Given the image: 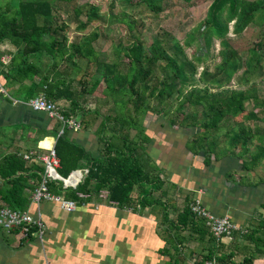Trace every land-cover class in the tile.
<instances>
[{"label": "trees", "instance_id": "1", "mask_svg": "<svg viewBox=\"0 0 264 264\" xmlns=\"http://www.w3.org/2000/svg\"><path fill=\"white\" fill-rule=\"evenodd\" d=\"M169 1L112 0L111 12L119 2L130 15L134 8L142 6L159 17L170 9ZM98 10L89 0L0 3V63L3 56L11 57L9 65L2 66V77L9 84L30 82L20 90L21 96L28 100L44 95L56 104L67 102L68 106L59 105L63 114L79 118L83 128L92 131L98 139L99 157L95 158L70 142L65 132L58 138L55 152L60 161L59 176L66 179L82 167L87 174L75 191H65L53 181L49 182V189L63 198L78 201L79 205L90 199L77 194L91 197L90 201H100L102 192L107 191L109 202L119 209L130 210L135 215L144 210L156 217L161 215V222L168 227L163 237L169 239L173 232L176 242L182 239L187 243L195 234L202 243L208 237L219 245L208 230L209 225L200 227L204 219L192 214L193 199H188V204L174 214L175 218L170 217V210L176 211L178 203L175 200L178 193L173 188H178L170 182L171 185H167V180L161 177L166 175V170L148 153L152 137L147 131L152 128V122L159 125L156 126L158 131L154 126L150 131L154 136L164 129H175L187 140L173 151H183L181 156L193 159L202 156L208 167L225 155L242 158L245 173L262 165L264 127L258 121H264V96L257 88L258 81L264 79V0H213L210 3L200 25L204 32H200V27L196 31L202 35L205 46H210L214 38L221 41L222 62L213 73L204 68L200 74L197 65L208 57L200 51L188 59L185 47L192 43L191 33L183 43L173 33H168L166 38L158 36L150 47L142 40L126 46L120 44L113 47L118 54L111 62L99 57L101 52L93 47L97 32L68 43L67 32L72 27L76 31L87 29L89 24L83 18L98 15ZM63 13H67V17H63ZM232 22L233 33L238 37L230 40ZM252 24L261 29L256 41L246 40L241 35ZM3 46H12V49L3 50ZM121 57H126L128 62H123ZM91 58L100 78L94 80L88 92L94 94L100 87L102 96L95 95L92 105H86L85 79L75 82L81 74L77 72L88 70ZM82 63L87 64L85 70ZM233 81L246 88L231 89ZM247 102L252 103V111L247 108ZM243 117L255 124H247ZM98 119L100 122L93 129ZM223 130L224 135H221ZM221 137L225 141L230 138L229 149L222 148ZM191 140L195 149L188 146ZM254 141L259 144L252 147ZM44 171L43 163L37 159L27 160L17 151L4 152L0 160V207L29 209L32 191L42 183ZM165 251L170 252L166 248ZM178 253H181L180 247L174 248L170 264H180ZM214 258L232 261L209 252L196 264Z\"/></svg>", "mask_w": 264, "mask_h": 264}, {"label": "crops", "instance_id": "2", "mask_svg": "<svg viewBox=\"0 0 264 264\" xmlns=\"http://www.w3.org/2000/svg\"><path fill=\"white\" fill-rule=\"evenodd\" d=\"M8 49H12V46H3V50ZM7 57L8 64L4 60ZM2 59L0 80L4 78L1 75L4 72L2 66H8L11 62L10 56L5 55ZM5 81L7 86L2 87L0 84V160L3 153L8 151H17L23 156L37 152L39 155L47 153L56 146L63 124L45 112L32 110L28 105L30 100L21 96L20 90L24 85L29 86L30 82L22 84L12 81L13 83L9 84L6 79ZM58 105L65 107L69 104L61 102ZM60 112L64 115L61 110ZM149 130L152 131V128ZM174 130L169 132L179 138L175 143H178V146L170 147V154L161 152L164 160L162 157L159 160L157 153L160 166L166 170L163 179L173 186V182L177 183L182 192L178 187L173 189L184 198L181 204L178 202L181 198L175 199L178 202L176 211L170 210V217L175 218L174 214L188 204V199L194 201L200 197L203 206L213 214L229 217L239 226L241 231L237 232L232 240H223L216 246L208 237H205L202 243L194 234L191 242L183 243L182 239H177L176 242L172 232L171 238L165 241L162 233L168 227L161 222V215L156 217L149 210H144L140 216H135L138 221L132 222V211L122 210L111 204L108 200L109 192L104 191L100 201H90L92 198L88 196L90 200L81 203L83 207L78 204L81 208L72 213L52 204H46L44 207L41 203L31 205V214L35 217L42 216L44 221L43 238L32 237L26 241L17 231L8 233L0 229V264H170L176 247L181 250L177 256L180 264H196L209 252L216 253L219 258L226 257L227 260L244 264H264V179L250 181V172H243V159L240 157L225 155L222 165L220 160L208 167L203 159L198 162V157L193 159L186 155L181 156L183 151L173 150L187 138L183 135L181 137ZM155 131H158L157 127ZM64 132L67 139L82 148L86 154L99 157L98 139L92 131H87L82 126L78 130L67 127ZM159 138L160 136L157 139ZM156 144L151 141L148 153L152 154L151 150ZM155 148L161 150L158 146ZM175 165L177 168L173 167ZM172 167L178 172H174ZM204 167L214 169L212 172L216 173V177L213 179L211 176L208 178L211 180H207L204 177L207 173ZM82 168L76 171L87 172L85 167ZM198 170H202L203 175H199V178L195 175ZM236 172H240V179H236ZM141 219L145 222H141ZM200 224H204L201 228H208L207 221H201ZM208 230L210 231L209 228ZM195 239H198L199 245ZM165 248L170 252H166ZM196 249L200 252H195Z\"/></svg>", "mask_w": 264, "mask_h": 264}, {"label": "rangeland", "instance_id": "3", "mask_svg": "<svg viewBox=\"0 0 264 264\" xmlns=\"http://www.w3.org/2000/svg\"><path fill=\"white\" fill-rule=\"evenodd\" d=\"M7 1L8 0H0V3H6ZM89 1L94 2L95 5L99 7L100 10L97 11L98 15L90 16L88 17V19L83 18V20L89 24L87 29L85 30L76 31L74 27H72V29L67 32L68 43H72L75 41L76 42L81 41L83 38H88V36H90L93 32H97L98 38L94 42L93 47L95 48L96 52H101L99 57L108 58V62H111V60H113L118 54L117 52L114 51L113 47H118L120 44L126 46L129 43L136 41V40H142L146 47L148 46L150 47V45L153 43V41L158 36L161 38H166L168 33L170 34L173 33L181 43L184 42V40L187 38L186 37L187 35H189L190 33L192 34L193 40H192L191 45L185 47V52L187 54L188 59H192L193 55L195 53H199L200 51H203L205 54H207L208 58L204 60L203 64L201 65L196 64L198 67V74H200V72L204 68H208L209 72L213 73L214 70H216L217 67L220 65V63L222 62L221 41L214 38L210 46H205L202 41L203 37L200 34V32L203 31V27L200 25L202 24V21L205 18V14H207L208 7L210 3H212L213 0H170L169 1L171 5V7H169L170 9L162 13L159 17H156L154 13L150 12L149 10H147L145 7H142V6H138L134 8L133 11L131 12L132 15H130L123 11V7L120 5L119 2L116 3L114 11L111 12V1L112 0H89ZM62 16L67 17V13H63ZM197 27H200V32L196 31ZM260 31L261 29L257 28L256 25L252 24L251 26L248 27L247 30H244L241 35L244 36L246 40L256 41L259 37ZM228 37L230 40L236 39L238 37L237 35L233 33V22L230 24V31H229ZM7 47L9 48L11 46H5V48ZM92 59L93 58L89 60L88 65L86 63H82V67H84V70L85 68H87L86 65L88 66V70L84 72L82 71L77 72L78 74L80 73L81 74L76 77L77 81L75 82V83H79L78 81H80V79L82 78L83 80L85 79V83L87 85L86 91H85L86 92V95H85L86 105H92L91 103L92 99L96 97L97 95L102 96L100 87L98 88V91L94 92V94H90L88 92V89L92 86V83L94 82V80L100 78V73L95 71L96 64L95 62H93ZM121 60H123V62H128L126 57L125 58L121 57ZM6 62L8 64V57L6 58ZM0 84L2 85V87L7 86L4 78H1ZM230 86H231V89H236V88L245 89L246 88V86L244 87L238 86V84L235 83V81H233ZM258 87L259 88L257 89L259 90L260 94L264 96V79H261L258 81ZM10 95H12V93H10ZM246 106L250 111H252V103L247 102ZM256 112L258 111L256 110ZM243 119L244 121H246L247 124H252V125L255 124L254 123L255 121H251L248 118L245 119V117H243ZM145 120L143 122H145ZM99 122H100V119L96 120L93 126V129H95V126ZM258 123L262 127H264V121L262 122L258 121ZM157 125L158 124H155V122H152L151 124L152 129H153V126L156 127ZM223 132L224 130L222 131L221 135H224ZM147 134L150 137H152L153 143H157V146L161 148V150H159L158 148H155L156 146L154 147L153 145L154 151L151 150L152 154L150 153V156L154 158L155 162H157L156 161L157 153L159 155V160H160L162 157L161 152L169 153L168 151L170 147L178 146V143L177 144L175 143L179 140V138H177V136L175 135L172 136L169 130L164 129L160 131V133L157 134V136H154L153 132H150V131H147ZM159 136L161 139L159 138L160 141L157 142V140H159L157 139ZM190 138H192V134L190 135ZM221 142L223 143L222 148L229 149V145H231L229 137L226 138V141L224 137H221ZM258 144H259L258 141H254L252 147ZM188 146L193 147L195 149L194 141L191 140V142H188ZM153 152H156V154L154 155ZM1 153H2V150L0 149V155ZM37 153L39 154V152ZM241 153L242 151H240V154ZM197 157H198V162H200V159H202V156L198 155ZM224 158L225 157L221 158V165H222ZM225 162H227V160ZM237 162H239L238 159H237ZM173 167L177 168L176 165ZM173 167H172V170L174 172H178V170H176ZM228 167L230 168V166ZM165 168L167 169V167ZM204 168H205V172H207L205 173L204 177L207 178V180H211V179H208V178H211V176L213 179L216 177V173L212 172L214 171V169L209 170V168L207 167H204ZM240 170H242V168ZM201 171L199 170L196 171L195 175L198 176V178H199V175L203 176ZM169 173L172 174L171 171H169ZM239 173L236 172L235 176L238 174L236 176V179L241 178ZM161 177H165V175ZM260 178L264 179V161L262 165H260L257 169H255L254 171H251L250 176H249L250 181L257 182L259 181ZM58 183L59 185L63 186L61 182H58ZM173 183H174V187L175 186L178 187L180 191L182 192L181 187L177 183L175 182ZM167 185H169V182H167ZM71 190L72 189L69 188L68 190H65V191H71ZM179 198H181V200L178 202L181 204L182 201L184 200L183 195L179 194L178 199ZM41 204H42V207H44L46 204L57 205L52 202H41ZM80 206L79 208L83 207V206L81 207ZM42 214H43V210H42ZM135 216L136 215L134 214V218L132 219V222L134 220H137L135 219ZM138 216L140 215L138 214ZM141 222H145L144 219H141ZM162 238L165 241L168 240V237L166 236ZM189 262H191V260H189Z\"/></svg>", "mask_w": 264, "mask_h": 264}, {"label": "built area", "instance_id": "4", "mask_svg": "<svg viewBox=\"0 0 264 264\" xmlns=\"http://www.w3.org/2000/svg\"><path fill=\"white\" fill-rule=\"evenodd\" d=\"M28 105L36 112H45L52 119L60 120L63 124L60 136L63 135L64 129L67 127L74 130L82 128V124L79 119H73L62 115L59 105L48 100L44 95L31 99L28 102ZM24 157L28 160L37 159L43 163L45 169L42 183L32 191V205H36L41 202H52L60 206L63 211L69 213L75 212L79 208L78 203L71 199L63 198L60 194L51 191L48 184L50 181L56 183L61 182L64 190H68L70 188L75 191L87 172L75 171L72 172L66 179L59 176L58 170L60 169V161L56 155L55 147L49 149V151L45 154L39 155L38 153H31L25 155ZM79 196L81 198H89L88 196ZM190 209L193 215L208 222L210 232L218 242L229 239L232 240L235 234L241 231L239 226L229 217H218L205 208L201 203L200 197L192 201ZM0 229L8 233L17 231L26 241H29L32 237H39L42 239L45 234V225L42 220V216L35 217L31 214L30 208L26 211H19L13 210L7 206L0 207ZM203 264L244 263L235 260H232L231 262H222L219 261V259L214 258L213 260L207 261Z\"/></svg>", "mask_w": 264, "mask_h": 264}]
</instances>
